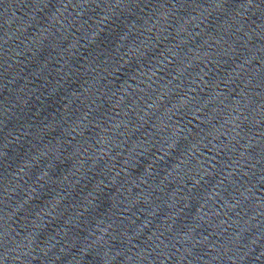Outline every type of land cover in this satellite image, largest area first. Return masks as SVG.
<instances>
[{
	"label": "water",
	"instance_id": "1",
	"mask_svg": "<svg viewBox=\"0 0 264 264\" xmlns=\"http://www.w3.org/2000/svg\"><path fill=\"white\" fill-rule=\"evenodd\" d=\"M0 264H264V0H0Z\"/></svg>",
	"mask_w": 264,
	"mask_h": 264
}]
</instances>
